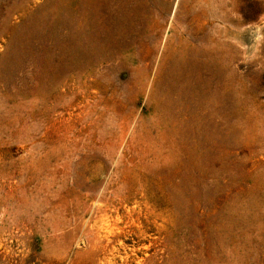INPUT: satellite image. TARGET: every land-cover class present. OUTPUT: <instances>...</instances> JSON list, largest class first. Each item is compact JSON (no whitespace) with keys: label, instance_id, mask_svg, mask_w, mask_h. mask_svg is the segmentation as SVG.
<instances>
[{"label":"rangeland","instance_id":"obj_1","mask_svg":"<svg viewBox=\"0 0 264 264\" xmlns=\"http://www.w3.org/2000/svg\"><path fill=\"white\" fill-rule=\"evenodd\" d=\"M0 264H264V0H0Z\"/></svg>","mask_w":264,"mask_h":264},{"label":"bare ground","instance_id":"obj_2","mask_svg":"<svg viewBox=\"0 0 264 264\" xmlns=\"http://www.w3.org/2000/svg\"><path fill=\"white\" fill-rule=\"evenodd\" d=\"M64 20V19H63Z\"/></svg>","mask_w":264,"mask_h":264}]
</instances>
